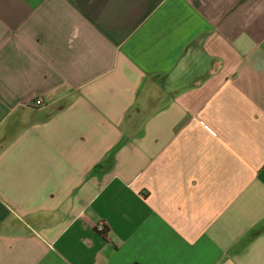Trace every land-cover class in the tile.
<instances>
[{
	"label": "crops",
	"instance_id": "0c3cea01",
	"mask_svg": "<svg viewBox=\"0 0 264 264\" xmlns=\"http://www.w3.org/2000/svg\"><path fill=\"white\" fill-rule=\"evenodd\" d=\"M0 264H264V0H0Z\"/></svg>",
	"mask_w": 264,
	"mask_h": 264
},
{
	"label": "built area",
	"instance_id": "2783aa9c",
	"mask_svg": "<svg viewBox=\"0 0 264 264\" xmlns=\"http://www.w3.org/2000/svg\"><path fill=\"white\" fill-rule=\"evenodd\" d=\"M32 103L37 107H45L48 104L45 100H43L42 98H39V97L33 99ZM99 231H104L103 225L99 226Z\"/></svg>",
	"mask_w": 264,
	"mask_h": 264
},
{
	"label": "trees",
	"instance_id": "16d2710c",
	"mask_svg": "<svg viewBox=\"0 0 264 264\" xmlns=\"http://www.w3.org/2000/svg\"><path fill=\"white\" fill-rule=\"evenodd\" d=\"M107 233H108L107 228L104 227V231H101V234H102L104 237H106V236H107Z\"/></svg>",
	"mask_w": 264,
	"mask_h": 264
}]
</instances>
